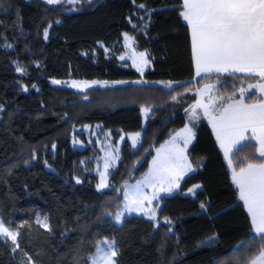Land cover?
Masks as SVG:
<instances>
[{
	"label": "trees",
	"instance_id": "1",
	"mask_svg": "<svg viewBox=\"0 0 264 264\" xmlns=\"http://www.w3.org/2000/svg\"><path fill=\"white\" fill-rule=\"evenodd\" d=\"M140 4L151 9L145 32L134 31L129 19ZM181 5L182 0H0V215L18 230L19 249L35 264H88L103 238L114 241L117 264H250L259 254V243L248 246L255 235L250 216L205 120L194 125L187 149L194 170L177 192L154 203L156 222L135 214L120 225L114 222L124 184L142 176L155 148L185 125L186 108L195 100L191 88L214 82L232 96L243 83L260 79L237 72L195 78ZM123 32L133 33L137 48L150 56L143 74L102 49L96 57L81 54L98 41L120 45ZM16 63L28 68L27 76L16 73ZM67 77L126 83L83 91L50 83ZM158 79L176 84H154ZM19 80L38 90H24ZM262 97L251 92L243 101ZM144 107L151 109L145 127ZM84 123L141 132L137 148L127 140L122 144L102 191L93 173L74 178L77 162L91 153L71 143L75 128ZM257 147L253 139L243 141L239 154L233 153V166H243L241 161L253 154L256 160L248 162L258 163ZM194 184L200 188L193 195L182 194ZM39 216L47 219V228L38 223ZM0 264H19L1 238Z\"/></svg>",
	"mask_w": 264,
	"mask_h": 264
},
{
	"label": "snow or ice",
	"instance_id": "2",
	"mask_svg": "<svg viewBox=\"0 0 264 264\" xmlns=\"http://www.w3.org/2000/svg\"><path fill=\"white\" fill-rule=\"evenodd\" d=\"M47 2L56 4L61 0H47ZM69 2L75 3L76 0ZM181 7L180 15L191 30V52L197 76L212 71H232L256 75L264 81V0H182ZM44 35L47 38V30ZM125 36L127 38V34ZM140 55L142 58L145 57V53ZM143 62L147 64L148 60L144 59ZM17 71L24 72V69L17 67ZM53 83L60 82L53 81ZM165 83L167 87H171V82ZM211 87L212 85H206L205 90H210ZM252 88H259L264 92V83L250 84L249 89ZM239 91L240 99H235L233 93L227 98L218 97L222 101L218 106H213L215 101L210 98L209 104L197 102L194 108L203 107L205 114L210 116L216 139L224 151L229 167L232 168V181L239 190V199L243 201L250 216L255 235L248 242V246L259 243V254L250 264H264V97L258 103L246 104L243 102V94L246 90L240 88ZM210 107L217 115H212L209 111ZM249 130L251 136H246ZM182 131L187 134L184 142L186 148L194 133L187 126ZM138 136L139 133L132 136L133 144L136 143ZM251 139L258 141L256 152L261 158L260 161L248 162L256 160L253 154L241 161L243 166L234 167L233 153L238 155L236 150L241 143ZM184 151L185 149L176 146L168 150L161 146V149H157L152 170L141 183H150L153 187L159 183L161 185L159 190L167 192H171L173 187H179L177 180L180 176L185 172L193 171L192 164L188 162ZM175 168H179L180 173L176 179L168 180L167 188L163 187L167 177L161 174L167 172L171 176L175 173ZM104 187H107V184L102 177L98 188ZM192 191L193 189H189V192ZM155 198L154 195L152 199ZM125 207L129 212L144 211L142 199L132 200ZM201 208H204L203 204ZM121 215L120 212L116 213L117 222L121 220ZM150 218L154 219V214ZM38 223L42 222L38 220ZM43 226L48 227L47 224ZM0 236L12 241L13 251L20 247L17 240L19 232L6 226L2 220H0ZM214 239L215 237L209 238V240ZM117 255L118 250L112 244H108L107 249H97V253L91 257V264H117L115 259Z\"/></svg>",
	"mask_w": 264,
	"mask_h": 264
},
{
	"label": "rangeland",
	"instance_id": "3",
	"mask_svg": "<svg viewBox=\"0 0 264 264\" xmlns=\"http://www.w3.org/2000/svg\"><path fill=\"white\" fill-rule=\"evenodd\" d=\"M47 2V0H44ZM75 3H78L76 0ZM69 2V0H61L59 4H75ZM58 4V3H56ZM140 5H144V7H140ZM136 6V9L131 15L129 16L131 27L134 31L137 32H145L150 24V17H151V9H149L145 4H140ZM48 32V30H47ZM127 34V38L125 36ZM118 47L120 49L118 50ZM102 49L104 54L109 56H116L117 59L121 62H128L138 73L143 74L147 68L151 65V59L147 51L139 50L137 48L135 37L133 33L123 32L122 33V40L120 45H116L115 43H111L110 45H106L105 43L98 41L96 42L95 46L89 49H85L81 51V54L84 56H91L96 57L97 50ZM141 53H145V57H141ZM123 57V59H121ZM144 59L148 60V63L145 64L143 62ZM35 67L38 66V63L34 65ZM16 73L20 76H27L28 68L22 64H15ZM17 67L23 68L24 72H18ZM141 69V70H138ZM243 74V73H241ZM246 75V74H245ZM249 75V74H247ZM200 76H196L198 78ZM53 81H59L60 83H53ZM20 84L22 85L24 90L35 89L38 90V87L35 84H31L30 86L26 85L22 80H19ZM106 82V83H105ZM135 83H144L142 80L134 81ZM165 82H171V87L176 84V81L169 80V79H158L155 80L153 83L158 84L164 87L166 86ZM50 83L54 86H65L69 87L74 90H86L88 88L101 86H113L119 84L118 81H111V80H102V79H80V78H58V79H50ZM126 83V82H123ZM257 83H264L261 79H256L254 81L243 83L236 92L234 93L237 95V99L241 98V93L239 91L240 88H244L246 91L243 94V97L248 95L251 92H255L259 95H264L259 88H252L249 89L250 84H257ZM206 85H212L210 90H205ZM170 88V87H167ZM191 90V91H190ZM189 91L195 94V100L186 108L185 114L188 122H200L201 120H206L208 115L205 114L203 107H195L194 106L199 102L200 104H209L210 98L215 101V105L218 106L222 101L218 99V97H225L224 93L219 89V85L214 82L203 83L201 85L196 86V88H191ZM234 95V96H235ZM147 109V111H145ZM2 111V107L0 106V114ZM142 126L145 127L147 123V118L150 115L151 109L150 108H142ZM76 133L71 136V143L73 148L77 149H85L89 147L91 149V153L88 156L81 158L76 164V171H75V180L81 181V176L83 172H90L97 176V183L96 188L98 191H102L106 189L109 185L110 174L111 170L117 165L120 159V150L124 141H128L133 148H137L140 143L141 132L140 131H131L125 132L119 129L111 130L109 128H103L101 124H89L84 123L75 128ZM136 133H139V136L136 138V143L133 144L132 136ZM82 134L84 138L80 136ZM171 134V133H170ZM170 137V135H169ZM167 139V138H166ZM165 139V140H166ZM164 140V141H165ZM163 141V142H164ZM161 142L154 150L155 156L149 161L148 170L139 178L135 179L134 181L127 182L123 186V201L120 207L118 208L117 212L122 213L121 220L119 222L116 221L114 215V222L117 225H120L125 216L135 214L138 216H143L147 219L153 220L156 222V208L153 206L157 200L163 195L168 196L172 195L178 191L179 187H173L171 192L167 191H160L161 185L158 183L155 187L152 186L150 183H141L144 178L150 173L153 168V160L157 157V149H161V146H164L165 150L172 148L174 145L171 142H166L165 144ZM186 155V153H184ZM154 155V154H153ZM107 165V166H106ZM238 171V170H237ZM192 172V171H191ZM180 173L179 168H175V173L173 175H169L167 172L162 173L161 175L167 177L163 184V187H168V180L176 179V176ZM190 173V172H189ZM189 173H183L184 177ZM102 177L104 182L107 184V187L98 188V185L102 181ZM183 177V178H184ZM181 182V181H180ZM239 191V190H238ZM155 195V199L152 197ZM142 199V207L144 211H132L129 212L125 207L130 203L132 200ZM151 201V202H149ZM132 207H137V205H132ZM116 212V213H117ZM154 214V219L150 218ZM0 220L4 221L0 215ZM38 220L42 223H39L42 227L43 224H47V219L45 217H38ZM37 220V221H38ZM6 224V223H5ZM6 226H9L6 224ZM46 228V227H45ZM14 231H18L17 229L11 228ZM254 233V232H253ZM0 238L6 242L11 249H13L14 245L10 239L6 237L0 236ZM18 240V237H17ZM108 244H112L115 248V243L112 239L103 238L101 239L96 247L95 252L90 255L88 264H91V257L97 253L98 248L107 249ZM13 251V250H12ZM15 257L19 264H35L32 260H30L26 255H24L19 248L16 251H13ZM258 255V254H257ZM256 255V256H257Z\"/></svg>",
	"mask_w": 264,
	"mask_h": 264
},
{
	"label": "crops",
	"instance_id": "4",
	"mask_svg": "<svg viewBox=\"0 0 264 264\" xmlns=\"http://www.w3.org/2000/svg\"><path fill=\"white\" fill-rule=\"evenodd\" d=\"M190 33H191V30H190ZM193 63H194V67H195V62H194V60H193ZM212 72H216V71H212ZM229 72H232V71H229ZM211 73V72H210ZM222 73H226V72H222ZM237 73H242V72H237ZM205 74H207V73H201V75H199V76H202V75H205ZM243 74H247V73H243ZM197 75H196V67H195V77H196ZM264 96V95H263ZM260 100H256V101H253V102H244V103H246V104H253V103H258ZM209 111L212 113V115H217V113H215V112H213L212 111V107H210V109H209ZM208 117L209 118H207L205 121H207L209 124H210V126H211V128H212V131H213V134H214V136H215V139H216V133H215V131H214V129H213V124L210 122V116L208 115ZM201 121H204V120H201ZM198 122H188L187 120H186V123H185V125L184 126H182V127H180V128H178V129H176V130H174V131H172L171 132V134H170V137L168 136L167 137V139L163 142L164 144L167 142H171V143H173V145L174 146H176V147H178V148H183V149H185V151H184V153H186V156H187V149H188V147L190 146V144L193 142V140H194V137L191 139V141H190V143H188L187 144V147L185 148V139L187 138V134L186 133H184L182 130L185 128V126H187V127H189V128H191L192 129V131H193V133H194V125L195 124H197ZM179 134V135H178ZM246 136H251V130H249L246 134H245ZM173 138H175V139H173ZM253 140H255V139H253ZM216 141H217V139H216ZM256 142H257V144H258V141L257 140H255ZM217 143H218V145H219V147H220V144H219V142L217 141ZM220 149H221V151H222V153H223V156H224V151H223V149L220 147ZM156 151V150H155ZM155 156V153H154V155H153V157ZM152 157V158H153ZM188 158V157H187ZM224 158H225V156H224ZM225 160H226V162H227V164H228V161H227V159L225 158ZM188 162H190L189 161V159H188ZM191 163V162H190ZM150 166V165H149ZM229 166V165H228ZM192 167H193V165H192ZM229 169H230V173H231V179H232V168H230L229 167ZM193 170H194V167H193ZM189 172H191V171H188V172H185V173H189ZM183 177H184V174L182 175V176H180V178L177 180V183L178 184H180V181L183 179ZM198 184H194V185H192V186H190L189 188H187L185 191H183L182 192V194L183 195H188V196H191V195H193L199 188H200V185H199V187H196ZM189 189H193V191L192 192H189ZM238 189V188H237ZM179 190V189H178ZM238 194H239V191H238ZM243 202V201H242Z\"/></svg>",
	"mask_w": 264,
	"mask_h": 264
}]
</instances>
